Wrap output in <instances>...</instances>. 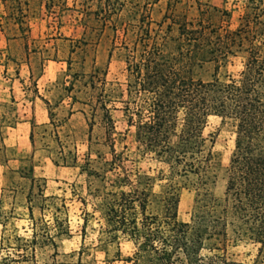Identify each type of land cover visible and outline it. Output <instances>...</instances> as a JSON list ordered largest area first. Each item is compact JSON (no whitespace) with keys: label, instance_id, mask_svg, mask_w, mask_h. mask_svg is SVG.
Wrapping results in <instances>:
<instances>
[{"label":"rangeland","instance_id":"1","mask_svg":"<svg viewBox=\"0 0 264 264\" xmlns=\"http://www.w3.org/2000/svg\"><path fill=\"white\" fill-rule=\"evenodd\" d=\"M118 1L119 11L105 23L103 14L95 15L99 0H0V82L6 78L3 73L7 74L18 80L14 84L20 98L34 100L37 91L49 104L46 114L43 103L35 100L43 113L32 121L29 132L27 126L11 130L23 118L16 120L18 114L13 112L17 107L0 103V236L3 232L5 238H31L27 210L31 191L36 196L40 189L45 197L60 199L41 216L40 200L33 197L29 206L36 221L42 218L52 223L54 206L62 202L66 206L58 217L66 222L68 235L55 238L56 250L37 248L35 259L22 264H124L111 262L115 248L106 251L100 245L105 224L95 212L99 198L115 191L111 181L116 175L134 178L139 172L155 177L165 170L163 164L136 149L133 129L127 127L120 111L126 60L134 53L141 21L151 22L154 30L164 17L168 19L163 29L170 20L195 25L201 18L217 30L235 31L254 12L249 0ZM200 8L208 13L201 16ZM176 33L172 26L170 36ZM244 60L245 54L238 53L219 69L217 77L237 78ZM193 77L212 80L214 64L197 65ZM0 92V98L7 96L5 88ZM102 105L113 120L110 136L103 123ZM203 133L214 141L209 165L214 178L211 192L222 198L225 170L234 149V128L230 122L210 117ZM114 157L122 161L117 170L109 165ZM164 189L163 182H152L147 215L161 214ZM191 191L179 194L178 219L182 222L189 220ZM119 249L123 258L135 251L128 238L119 239ZM257 253L256 244L229 231L227 260L253 264Z\"/></svg>","mask_w":264,"mask_h":264},{"label":"trees","instance_id":"2","mask_svg":"<svg viewBox=\"0 0 264 264\" xmlns=\"http://www.w3.org/2000/svg\"><path fill=\"white\" fill-rule=\"evenodd\" d=\"M249 1L254 4L253 17L241 21L235 31L217 30L201 18L195 25L170 20L163 29L168 19L164 17L154 30L151 22L141 21L134 53L126 60L120 111L127 127L133 129L136 149L163 164L165 170L155 177L139 172L134 178L116 175L111 181L115 191L99 198L95 212L105 224L99 241L106 251L115 248L111 262L246 264L226 259L229 231L258 246L253 264L264 261V7L262 0ZM120 7L118 0H99L95 15L103 14L108 23ZM205 10L200 8L201 16L208 13ZM172 26L177 30L174 37L170 36ZM240 52L245 60L238 77L220 80L219 69ZM203 63L214 64V77L207 82L193 77V69ZM101 109L110 136L113 120L109 109L104 105ZM210 117L230 122L234 128L222 198L211 192L214 141L203 133ZM121 162L114 157L110 168L117 170ZM156 180L164 183L163 206L159 216H149L148 189ZM181 190L193 193L188 222L178 219ZM33 197L40 200L41 216L60 200L45 197L40 189L36 196L29 193L31 238H5L2 232L0 264L33 261L37 248L56 250L55 238L68 235L66 222L58 217L65 204L54 206L52 223L42 218L36 221L29 206ZM120 238L133 243L132 256H121Z\"/></svg>","mask_w":264,"mask_h":264},{"label":"crops","instance_id":"3","mask_svg":"<svg viewBox=\"0 0 264 264\" xmlns=\"http://www.w3.org/2000/svg\"><path fill=\"white\" fill-rule=\"evenodd\" d=\"M3 73V72H2ZM3 75L6 76V78L3 79V82H0V88H5L7 92V96H2L0 98V103L2 104H9L13 107H17L14 110V114H18L16 117V120L19 119V117L25 119V120H19L15 127H12L11 130L16 131V128L18 126L21 127H28L29 132L32 129L33 123L32 121L36 120L38 117H41V114L43 113L41 108L36 104L35 100H39L41 103H43L45 110L44 112L48 114V107L49 104L46 100L42 99L41 96H38L37 91L35 92V99L34 100H23L19 97L18 91L16 88V85L14 84V81H18L17 79L12 80L10 76H7V74ZM17 76V75H16ZM36 89V88H35ZM2 95V92H0V96ZM22 101V102H21ZM30 105L29 109H27V106ZM18 106L24 109V111H21L18 109ZM29 118V119H26ZM31 135V134H30Z\"/></svg>","mask_w":264,"mask_h":264}]
</instances>
